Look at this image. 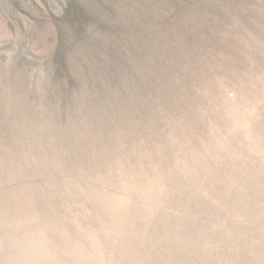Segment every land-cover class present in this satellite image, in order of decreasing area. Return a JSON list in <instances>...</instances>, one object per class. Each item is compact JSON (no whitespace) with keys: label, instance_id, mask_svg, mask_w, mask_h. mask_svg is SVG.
<instances>
[{"label":"rangeland","instance_id":"1","mask_svg":"<svg viewBox=\"0 0 264 264\" xmlns=\"http://www.w3.org/2000/svg\"><path fill=\"white\" fill-rule=\"evenodd\" d=\"M0 264H264V0H0Z\"/></svg>","mask_w":264,"mask_h":264}]
</instances>
